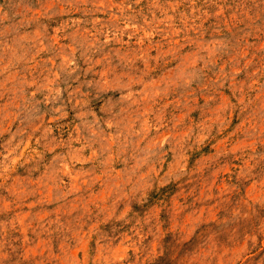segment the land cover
Returning a JSON list of instances; mask_svg holds the SVG:
<instances>
[{
  "label": "rangeland",
  "instance_id": "rangeland-1",
  "mask_svg": "<svg viewBox=\"0 0 264 264\" xmlns=\"http://www.w3.org/2000/svg\"><path fill=\"white\" fill-rule=\"evenodd\" d=\"M0 264H264V0H0Z\"/></svg>",
  "mask_w": 264,
  "mask_h": 264
}]
</instances>
